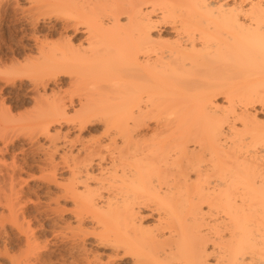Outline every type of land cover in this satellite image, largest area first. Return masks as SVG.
<instances>
[{
	"label": "bare ground",
	"instance_id": "obj_1",
	"mask_svg": "<svg viewBox=\"0 0 264 264\" xmlns=\"http://www.w3.org/2000/svg\"><path fill=\"white\" fill-rule=\"evenodd\" d=\"M27 1L0 0V40L13 30L24 55L6 68L0 53V74L29 78L34 109L23 116L37 131L68 120L75 103L80 123L98 114L106 122L107 141H56L53 162L55 175L69 172L59 191L76 197L80 213H97L98 242L116 256L105 263L130 255L128 264H264V0ZM64 74L71 89L58 87ZM9 134L0 128L1 141ZM21 169L6 173L11 215L25 206ZM147 209L158 212L154 227L144 223Z\"/></svg>",
	"mask_w": 264,
	"mask_h": 264
},
{
	"label": "rangeland",
	"instance_id": "obj_2",
	"mask_svg": "<svg viewBox=\"0 0 264 264\" xmlns=\"http://www.w3.org/2000/svg\"><path fill=\"white\" fill-rule=\"evenodd\" d=\"M22 3H23L22 4L23 6L25 4V7L29 5L27 0H24V1L22 0ZM16 25H17L16 23L15 24L11 23L10 29H13L12 27L15 28ZM44 27L46 28V25ZM164 28L166 30L162 32L167 37V39L170 38L171 36L173 37V34L171 33V30L168 28V26ZM12 32H11L12 35H10V33H9V36L8 34H6L5 35L6 38L1 37L2 40H0V43H2L3 41L1 45L2 49L0 53H2V55L5 53L2 56L4 57L2 61L3 63H6V64H3L4 66L6 65L5 66L6 68L12 67V64L14 65V63L12 62L14 58L10 60V56L11 57L15 56V59H17L18 57L20 61L24 59L23 58L24 55L19 54L21 53L20 51L21 49L18 48V44L16 42L19 40L17 38H20L19 37L20 35L16 37L17 34H15L14 32L13 34ZM10 39L12 40V42ZM13 42L14 44H12ZM15 43H16L17 48L14 46ZM11 46L12 47L14 46V49H16L15 50L17 53L16 55H13V53L11 52V48H12ZM2 51H5V52H2ZM6 51L7 53L9 52L10 53L7 54ZM5 60L6 62H4ZM14 76H15V79L18 78L16 75ZM4 77H6L5 74H0V90H1L0 91V128H6L10 132V134H9V138L7 139V141L4 142V141H1L2 139H0V148L4 149L8 147V149H4L0 151V159H2L0 160V164H3V168L7 166L5 167L6 172L2 171L3 173L2 176H5L3 177L4 179L0 178V182H1L0 187L2 186L0 188L1 189L0 190V264H23L22 260L28 256H31V257L35 256V259L38 257V259H36V264H87L86 260L88 261V259L90 260L93 259L94 262H98V264L100 263L106 264L105 263L106 259L109 260L110 262V258L112 260L114 257L113 254L111 253V246L107 245L106 243L101 244L98 242V237L96 236H98L100 233V231L98 230L102 231L103 227H101L100 229H94L95 227L98 228L101 225L98 226L100 223L96 224L97 226L95 225L97 219L92 218L94 213L91 210L93 209L86 208L87 210H83L82 211L83 214H82L80 213L81 212L80 208L82 207L78 208L76 206L79 209L78 212L76 211L77 210V208L75 207L76 197L74 196L75 197L74 198L75 200H74L72 198L73 195H70V193L63 195L64 193L62 194L61 192L64 189L65 184H63L64 182L58 183V181H63L65 177L68 178L69 176V172H67L68 170L64 168L65 170L63 169L62 171V168H61V170L57 171V174L55 175L54 168H53L55 164L53 162L60 161L59 153L55 152L56 148L54 147V143L56 141H59V143L56 142L58 144L64 142V140L65 141L67 140L78 141L79 140L80 142L79 143L77 142V144H80L82 141H88L89 139L91 140V138L92 139L94 138L93 141L95 140V138L96 140L99 138H102V140L107 141L105 139L106 135L104 136V139H103V135L106 130L105 128L106 122L104 121L103 118L100 117L101 114H98V116H92L91 118L87 117V119H85L82 123H80L81 119L77 117H73L75 114L74 113L75 109H78L80 107L78 103H75L74 106L72 105V106L67 107V110H69V113L67 115L69 116V119H68L69 121L66 119V120L58 121L59 123L57 121L52 123L48 133L44 131H39V130L37 131L38 127H37L36 122L25 119L23 116V113L25 115L26 112L27 113L31 112L34 109L33 108L34 96L32 95L33 94V91H31L32 89L31 88L29 89L30 87L29 78L24 76L22 78L20 77L16 79L15 81V79L11 76V77H7L8 81L11 79L8 83L4 79ZM63 77L59 81L60 83L58 82L59 86L53 83L51 85L52 88H54L55 86H58V87L61 86L60 89L62 90L68 89L70 87L69 77L71 78V75L64 74ZM12 78L15 82L12 81ZM91 80L94 81V78L93 79L91 78ZM91 80L89 79V81ZM11 81L14 84L10 83ZM96 81L97 80L95 79V83ZM91 82H89V85H87L89 90L92 87L90 85L94 84ZM100 83L103 84L102 82ZM97 86L99 85H96L95 89L98 88ZM55 88L56 90L58 89L57 87ZM87 89L84 90L83 92H86ZM94 91L95 90H93V92ZM23 92L26 94H23ZM96 97L95 98L101 104V106L108 104L104 102V101L108 102L106 99L99 97L97 94H96ZM93 99L91 98V100ZM95 100H93L92 102L90 101L91 104L92 103L96 104L97 102L95 103ZM216 102L218 106L221 105L222 107H224L226 105L225 103H227L226 94L220 93L218 96H216ZM3 105H5L6 108L8 107V110L9 109L10 110L7 111L6 113H3L4 111L3 112L1 111L3 110L2 108H4ZM263 114L264 113H258V116L260 119L263 117L262 119L264 120ZM20 115L23 118H21ZM71 117L72 119H70ZM74 138H77L78 140ZM52 140L53 141L55 140V141L53 142ZM105 143H107L108 145V142H105ZM4 145H6L7 147H5ZM103 146L105 147V145ZM64 149L66 150L67 148H64V147L62 148V150L66 153L68 149L66 151ZM109 149H106V150H109ZM63 151H61V153H63ZM55 154L58 156H56ZM56 158H58L59 160ZM3 161L4 163H2ZM14 162L18 163V165L23 167V169L18 170V174L16 176L18 179L16 178L17 182L15 183L19 182L17 188L19 186L20 187L22 186V188L24 187L23 189L25 192L23 196L25 197L26 195L29 196L26 198L23 197L24 199L27 200V203H26V200L24 201L22 199V201L25 202L26 207L24 206V203H22L23 206L21 205V202L17 204V207H16L17 216L10 214L9 205H8L10 201H8L9 198L7 197L8 196L7 193L11 189V185H10L11 178L9 175H6V173L9 170L11 171L12 167L15 164ZM194 176L196 175L194 173H191L190 177L193 181L196 180ZM82 185L79 186V189L83 188ZM79 189L77 190L78 193H80ZM8 194H10V192ZM9 197L11 196L9 195ZM13 198L14 196L12 197V199ZM13 200L18 201L16 197ZM83 207H85V205ZM204 207H206L205 204H204ZM147 210L145 211V213L146 214L149 213V215H147L149 217L146 216L144 223L146 221V223L149 226L156 225L155 221L158 219V217H156L158 215L157 214L158 212L157 211L152 212L149 209ZM76 213L77 214L80 213V215H82L84 219V220L82 219L83 224L81 223L83 226L80 224L79 226H82L81 228L85 229V231L90 232V233L84 232V230L82 231L80 230V227L78 226V223H77L78 218H77ZM150 213H152L151 217H150ZM96 214L97 213H95L94 216H96ZM153 215L154 217H152ZM147 224H144L145 227L147 226ZM108 225L111 226L110 224ZM76 226L79 227V229ZM59 228L60 229L64 228L63 234L61 233L62 238L59 235V232H61L63 229L60 230ZM112 228L113 227L111 226V231L108 233L113 234L114 231L112 230H114V228L113 229ZM70 231L73 234L76 233L74 235H77V236L72 235L71 237H69L72 234L70 233ZM77 231L80 232L79 234L82 235V238H80V236L77 234L78 233ZM94 231L97 232L98 234L95 233ZM65 232H67V235H68V236L65 235L66 237L64 236ZM81 232L84 233L85 236ZM85 233L88 235H86ZM28 237H31L33 241L32 247H28V242H27ZM130 260H132V256L127 255V257L125 258V263L126 262L129 263ZM31 263L34 264L33 262Z\"/></svg>",
	"mask_w": 264,
	"mask_h": 264
}]
</instances>
